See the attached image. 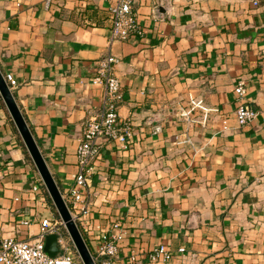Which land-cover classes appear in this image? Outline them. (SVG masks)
Segmentation results:
<instances>
[{"label": "crops", "instance_id": "1", "mask_svg": "<svg viewBox=\"0 0 264 264\" xmlns=\"http://www.w3.org/2000/svg\"><path fill=\"white\" fill-rule=\"evenodd\" d=\"M114 1L0 0V68L62 192L100 103L97 62L116 57L118 113L133 129L125 149L98 139L79 223L91 252L119 219L118 264H264V0H135L143 35L110 39ZM239 78L258 110L244 125ZM189 96L218 108L205 126L177 114ZM39 179L0 98L1 237L35 240L58 216L30 190ZM160 243L173 257L150 261Z\"/></svg>", "mask_w": 264, "mask_h": 264}, {"label": "built area", "instance_id": "2", "mask_svg": "<svg viewBox=\"0 0 264 264\" xmlns=\"http://www.w3.org/2000/svg\"><path fill=\"white\" fill-rule=\"evenodd\" d=\"M110 39H125L131 35H143V25L138 20L135 0H115L109 9ZM116 57L107 54L101 57L96 66L95 80L101 85L100 103L87 117L81 137L76 147L78 170L73 175V183L62 195L77 222L85 211L87 198L84 189L91 172V161L99 152L98 139L115 141L121 148H127L132 134V121L121 119L118 113L119 102L122 98L121 82L115 73ZM4 77L12 89L17 79L10 72ZM235 114L239 124L251 122L258 110L246 98L247 86L245 79L239 78L233 84ZM216 106H209L202 98L189 96L177 106V114L186 122L205 126L210 115L216 112ZM160 129L154 126L153 131ZM186 140L189 141L188 137ZM40 183L41 179H39ZM43 184L33 182L30 190L45 196ZM44 195V196H43ZM27 222V220H24ZM63 223L59 216L45 217L40 221V232L35 240L20 239L13 236H0V264H83L79 256L73 251L70 238L63 233ZM80 228V227H79ZM81 230V229H80ZM47 233H55L58 241V252L50 255L44 249V240ZM121 221L115 219L109 229L102 230L97 236V245L92 255L97 264H118L117 257L120 242L124 235ZM183 247L177 251L182 252ZM150 261L167 262L173 257V252L165 244H158L148 252ZM135 256H131L134 260Z\"/></svg>", "mask_w": 264, "mask_h": 264}, {"label": "water", "instance_id": "3", "mask_svg": "<svg viewBox=\"0 0 264 264\" xmlns=\"http://www.w3.org/2000/svg\"><path fill=\"white\" fill-rule=\"evenodd\" d=\"M0 98L2 99L22 141L31 158L43 186L61 219L72 245L83 264H97L92 252L62 195L59 184L51 172L39 145L33 136L31 128L19 107L13 90L8 86L4 73L0 68ZM44 249L48 254L58 252V241L55 233H47L45 236Z\"/></svg>", "mask_w": 264, "mask_h": 264}, {"label": "trees", "instance_id": "4", "mask_svg": "<svg viewBox=\"0 0 264 264\" xmlns=\"http://www.w3.org/2000/svg\"><path fill=\"white\" fill-rule=\"evenodd\" d=\"M42 184V183H41ZM43 186V185H42ZM44 187V186H43ZM45 195H46V197L48 198V200L51 202V200H50V197L48 196V194H47V192H46V189H45ZM51 204H52V202H51ZM52 206H53V204H52ZM53 208H54V206H53ZM55 213L57 214V212H56V210H55ZM58 215V214H57ZM63 233L68 237V234H67V232L65 231V229L63 228ZM71 242V241H70Z\"/></svg>", "mask_w": 264, "mask_h": 264}, {"label": "rangeland", "instance_id": "5", "mask_svg": "<svg viewBox=\"0 0 264 264\" xmlns=\"http://www.w3.org/2000/svg\"><path fill=\"white\" fill-rule=\"evenodd\" d=\"M71 241V240H70ZM70 244H71V247H72V249H73V251L76 253V251H75V249H74V247H73V245H72V242H70ZM77 254V253H76Z\"/></svg>", "mask_w": 264, "mask_h": 264}]
</instances>
